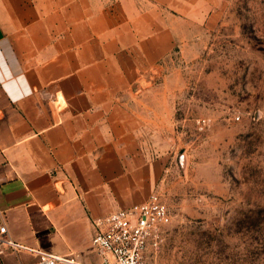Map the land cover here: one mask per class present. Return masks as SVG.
<instances>
[{
	"label": "crops",
	"instance_id": "crops-1",
	"mask_svg": "<svg viewBox=\"0 0 264 264\" xmlns=\"http://www.w3.org/2000/svg\"><path fill=\"white\" fill-rule=\"evenodd\" d=\"M187 5L0 0V264H97L92 222L147 198L128 104Z\"/></svg>",
	"mask_w": 264,
	"mask_h": 264
},
{
	"label": "rangeland",
	"instance_id": "rangeland-1",
	"mask_svg": "<svg viewBox=\"0 0 264 264\" xmlns=\"http://www.w3.org/2000/svg\"><path fill=\"white\" fill-rule=\"evenodd\" d=\"M186 11L128 104L170 217L151 263L264 264V0Z\"/></svg>",
	"mask_w": 264,
	"mask_h": 264
},
{
	"label": "built area",
	"instance_id": "built-area-1",
	"mask_svg": "<svg viewBox=\"0 0 264 264\" xmlns=\"http://www.w3.org/2000/svg\"><path fill=\"white\" fill-rule=\"evenodd\" d=\"M170 217L167 208L156 193L145 201L116 210L92 222L91 245L97 254V264H152V253L161 244L165 226ZM0 225L1 247L16 248ZM69 264H80L75 259H67ZM39 264H55L54 259L40 256Z\"/></svg>",
	"mask_w": 264,
	"mask_h": 264
}]
</instances>
